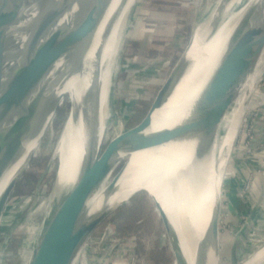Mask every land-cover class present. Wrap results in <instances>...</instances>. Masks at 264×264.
<instances>
[{
  "label": "bare ground",
  "instance_id": "bare-ground-1",
  "mask_svg": "<svg viewBox=\"0 0 264 264\" xmlns=\"http://www.w3.org/2000/svg\"><path fill=\"white\" fill-rule=\"evenodd\" d=\"M245 1L247 0H222L215 5L207 21L193 23L187 45L167 78L163 80L160 91L158 89L159 92L157 91V96L155 95L153 104L151 103L148 109L147 123L141 134L173 127L192 111L196 100L226 52L230 39L240 24L241 14L248 6L260 0H248L246 3ZM134 2L135 0H81V8L78 10L81 13V20L86 19L85 13L92 17L95 32L90 48L89 44L81 50L78 68L69 78H62L58 83L52 84L54 87L51 94L53 97L56 96L55 98L64 95L71 87L76 89V92L72 94V106L67 121L53 148L52 159L58 161L59 167L51 181L47 202L42 205L45 211L42 228L30 227L29 236L24 240L26 242L12 250V258H20L24 264L33 263L45 226L75 183L82 161L88 154L87 150L90 149L95 154L101 149L105 134L109 130L114 132L110 141L121 132L127 135L132 132L130 129L123 130L121 116L114 112L112 92L115 73L120 63L119 54L128 26L126 14ZM76 9L77 6H73L63 20L69 19ZM31 16L33 14L29 15V19ZM263 60L264 51L242 85V88L246 86L245 92L243 94L241 92L242 95H239L225 114L210 145L198 148L196 141H182L130 153V158L115 174L112 173L118 163L95 184L86 204L85 219L97 215L103 219L119 206L129 202L138 192L145 190L154 202L158 215L161 217L159 210L162 209L169 219L180 240L186 263L196 264L197 248L191 245L192 242L201 241V251L206 255L205 264H216L215 248L208 228L217 216L221 179L229 159L228 153L232 150L238 134L240 118L244 113L245 106L242 104L254 90L251 87L257 82ZM64 65L63 61H59L55 68L60 70ZM53 75L51 73L48 76L50 82ZM93 90L97 97L94 111L90 104ZM50 118L51 115L45 121V126ZM112 120L116 122L111 126ZM40 134L41 131L34 139L24 144L22 154L2 177L0 194L10 179L20 169L26 167L28 155L35 150ZM123 155L120 153L117 160L120 161ZM114 178L116 179L114 188L107 194V187ZM219 209L220 204L218 211ZM195 226L197 235L191 231ZM260 245L256 251L247 254L239 264H264V243ZM84 252L85 245H82L80 255L77 254L73 264H85Z\"/></svg>",
  "mask_w": 264,
  "mask_h": 264
},
{
  "label": "water",
  "instance_id": "water-1",
  "mask_svg": "<svg viewBox=\"0 0 264 264\" xmlns=\"http://www.w3.org/2000/svg\"><path fill=\"white\" fill-rule=\"evenodd\" d=\"M75 5L76 11L63 20ZM80 8L81 0H0V180L22 154L24 144L41 131L36 150L28 155L26 167L10 179L0 194V231L4 225L1 219L12 205L16 183L30 167L32 158L41 153L38 150L42 149L44 136L66 99L65 95L53 97L51 89L54 83L72 75L78 68L81 50L92 45L95 25L86 13V19L81 20ZM30 14L33 16L29 19ZM240 17L226 52L192 111L182 121L170 128L141 134L147 123V111L130 128V135L121 132L95 154L87 150L75 183L45 226L32 264H73L77 254L80 255V248L102 219L99 215L85 219L87 201L98 180L117 163L119 166L120 153L126 155L182 141H196L198 148L211 144L264 48V0L248 6ZM59 61L65 64L60 70L55 68ZM51 73L54 74L52 82L48 79ZM90 104L94 111L97 104L94 90ZM68 112L69 105L61 128ZM49 115L51 118L45 126ZM112 122L115 125L116 121ZM115 178L109 183L107 194L113 190ZM162 211L160 209L159 214L168 235L173 262L187 264L180 240ZM217 220L216 216L208 228L211 241H215L218 234ZM196 228L191 230L195 235ZM201 244L199 241L191 245L197 248L196 264H205L206 255L201 251Z\"/></svg>",
  "mask_w": 264,
  "mask_h": 264
},
{
  "label": "rangeland",
  "instance_id": "rangeland-1",
  "mask_svg": "<svg viewBox=\"0 0 264 264\" xmlns=\"http://www.w3.org/2000/svg\"><path fill=\"white\" fill-rule=\"evenodd\" d=\"M221 1L135 0L131 4L112 92L114 112L121 116L123 130L135 126L148 111L187 45L193 23L207 21ZM261 64L257 82L251 87L254 90L242 104L244 113L221 179L218 234L211 241L216 264H239L264 243V60ZM242 89L243 94L246 86ZM75 92L71 87L64 94L66 99L44 136L42 149L38 150L41 153L32 158L12 192V205L1 219L4 225L0 231V264H24L22 259L12 258V250L26 242L30 227L42 228L45 219L42 205L47 202L51 181L59 167L58 161L52 159V152ZM112 132L105 134L103 147L110 142ZM129 158L130 154H124L119 161L122 164H117L112 174ZM84 245L85 264H173L174 261L161 217L145 190L107 214Z\"/></svg>",
  "mask_w": 264,
  "mask_h": 264
},
{
  "label": "trees",
  "instance_id": "trees-1",
  "mask_svg": "<svg viewBox=\"0 0 264 264\" xmlns=\"http://www.w3.org/2000/svg\"><path fill=\"white\" fill-rule=\"evenodd\" d=\"M260 132H262V131H260ZM263 133V132H262Z\"/></svg>",
  "mask_w": 264,
  "mask_h": 264
}]
</instances>
